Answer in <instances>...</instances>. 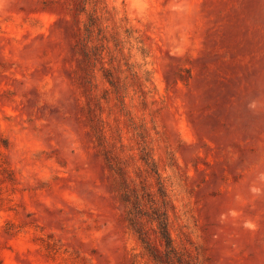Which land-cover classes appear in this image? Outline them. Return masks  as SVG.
<instances>
[{
    "label": "rangeland",
    "instance_id": "obj_1",
    "mask_svg": "<svg viewBox=\"0 0 264 264\" xmlns=\"http://www.w3.org/2000/svg\"><path fill=\"white\" fill-rule=\"evenodd\" d=\"M77 2L0 0V264H264V0Z\"/></svg>",
    "mask_w": 264,
    "mask_h": 264
},
{
    "label": "trees",
    "instance_id": "obj_2",
    "mask_svg": "<svg viewBox=\"0 0 264 264\" xmlns=\"http://www.w3.org/2000/svg\"><path fill=\"white\" fill-rule=\"evenodd\" d=\"M77 1H78L77 5L79 7V11H85L84 4L86 0H77ZM130 220H131V223H130L131 229L137 235L139 242L141 243V245L143 246L147 254L150 256V253H151V255L153 256L155 260H159V250L150 246L148 237L146 236V233L143 231V229L137 226L134 223L133 219H130ZM156 222H157V229H158L160 239L164 242L166 249L171 248L172 239L169 234L168 222H167L166 216L164 215L163 218L157 217Z\"/></svg>",
    "mask_w": 264,
    "mask_h": 264
}]
</instances>
